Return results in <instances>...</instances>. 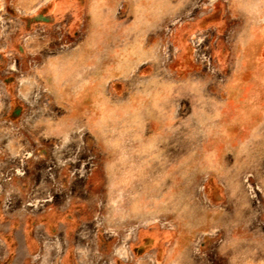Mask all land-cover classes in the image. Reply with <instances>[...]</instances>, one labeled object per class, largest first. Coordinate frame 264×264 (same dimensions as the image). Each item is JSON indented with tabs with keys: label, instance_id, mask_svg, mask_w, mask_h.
Instances as JSON below:
<instances>
[{
	"label": "rangeland",
	"instance_id": "obj_1",
	"mask_svg": "<svg viewBox=\"0 0 264 264\" xmlns=\"http://www.w3.org/2000/svg\"><path fill=\"white\" fill-rule=\"evenodd\" d=\"M0 33V264L66 203L128 264H264V0H48Z\"/></svg>",
	"mask_w": 264,
	"mask_h": 264
},
{
	"label": "crops",
	"instance_id": "obj_2",
	"mask_svg": "<svg viewBox=\"0 0 264 264\" xmlns=\"http://www.w3.org/2000/svg\"><path fill=\"white\" fill-rule=\"evenodd\" d=\"M47 3L48 0H0V9H23L29 13L44 8ZM65 205L58 209H47V214L55 220L35 225L30 236L26 237L25 245L18 247V254L11 255L6 264L129 263L128 251L115 245L112 240H105L98 234V226L94 228L95 225L83 223L80 209L69 207L68 203ZM136 257L134 263L136 259L139 260Z\"/></svg>",
	"mask_w": 264,
	"mask_h": 264
}]
</instances>
